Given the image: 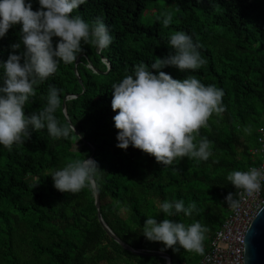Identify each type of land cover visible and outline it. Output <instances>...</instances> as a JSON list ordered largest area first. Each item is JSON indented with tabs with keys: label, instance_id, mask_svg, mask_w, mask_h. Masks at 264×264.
<instances>
[{
	"label": "trees",
	"instance_id": "16d2710c",
	"mask_svg": "<svg viewBox=\"0 0 264 264\" xmlns=\"http://www.w3.org/2000/svg\"><path fill=\"white\" fill-rule=\"evenodd\" d=\"M158 1L175 10L166 27L157 22L160 15L149 24L140 21ZM37 7L32 0V10ZM72 15L89 22L103 20L113 42L99 51L82 45L78 62L61 63L56 73L35 87L25 105V115L39 111L48 86L57 87L61 108L68 95L64 100L68 121L61 109L57 118L73 124L77 133L53 139L40 130L11 151L0 146V264H164L162 258L124 249L106 233L97 219L93 192L85 188L69 194L53 187L47 176L52 170L91 155L103 171L99 210L110 230L134 249L163 251L173 264H198L203 255L163 249L161 243L147 241L139 225L144 216L156 214L157 202L194 201L198 214L170 219L206 225L205 253L230 213L224 197L229 192L235 196L236 190L226 175L255 164L249 149L255 145L256 129L264 127V0H87ZM177 30L200 45L206 63L184 73L174 67L161 71L175 79L191 75L222 88L226 110L221 118L211 116L208 127L200 129V136L212 142L207 161L181 158L163 167L139 149L115 147L111 85L130 74L134 65L167 55L170 49L165 44ZM18 32L19 24L0 38V61L7 58ZM57 39L53 38L54 46ZM248 126L251 134L242 131ZM155 219L159 222L163 213Z\"/></svg>",
	"mask_w": 264,
	"mask_h": 264
},
{
	"label": "clouds",
	"instance_id": "9594fccd",
	"mask_svg": "<svg viewBox=\"0 0 264 264\" xmlns=\"http://www.w3.org/2000/svg\"><path fill=\"white\" fill-rule=\"evenodd\" d=\"M36 3L38 7L33 11L32 0H0V38L19 24L18 40L9 45L7 58L0 61V146L8 151L23 144L32 132L46 130L53 139L74 133L73 124L61 123L57 118V109L63 111L57 87L48 86L39 111L25 115V105L35 95V87L56 73L61 63L71 65L76 61L82 45L104 50L113 42L110 28L103 20L89 22L80 15H72L87 0H36ZM171 19L170 13H161L157 22L166 27ZM54 37L58 38L55 46ZM165 45L170 49L167 55L155 57L150 64L142 61L134 65L130 74L111 85L110 108L115 113L112 121L117 130L115 147L139 149L163 167L173 166L181 158L207 161L212 156V142L200 136V129L208 127L211 116L222 117L226 110L222 102L224 91L191 75L175 79L161 71L174 67L184 73L206 63L198 50L200 45L190 35L177 30ZM242 131L251 134L252 129L248 126ZM102 172L94 159L83 156L47 176L61 193L76 194L85 188L96 193L100 190ZM226 180L236 192L235 196L231 192L226 194L224 203L235 210L240 206L237 197L261 192L264 168L232 170ZM156 207V214L163 213V219L158 222L156 214H149L139 225L140 234L147 241L161 243L163 249L171 248L174 252L183 249L205 254L208 227L198 220L184 223L170 219L180 214L185 218L198 214L196 202L185 204L183 199H165L157 202Z\"/></svg>",
	"mask_w": 264,
	"mask_h": 264
},
{
	"label": "built area",
	"instance_id": "2783aa9c",
	"mask_svg": "<svg viewBox=\"0 0 264 264\" xmlns=\"http://www.w3.org/2000/svg\"><path fill=\"white\" fill-rule=\"evenodd\" d=\"M255 164L249 167L264 168V127L256 129L255 145L249 149ZM247 168L245 170H247ZM238 209L230 211L215 230L208 250L198 264H244V236L255 215L264 205V187L252 196L243 195Z\"/></svg>",
	"mask_w": 264,
	"mask_h": 264
},
{
	"label": "water",
	"instance_id": "95a60500",
	"mask_svg": "<svg viewBox=\"0 0 264 264\" xmlns=\"http://www.w3.org/2000/svg\"><path fill=\"white\" fill-rule=\"evenodd\" d=\"M77 62L78 61H76V63ZM67 97L68 95H65L62 101V110H63L64 116L66 117L68 121L67 114L65 111V104H64V100ZM74 132L77 133L75 128H74ZM89 158L92 159V155ZM93 196H94V204L97 210V219L99 223L101 224L102 228L106 231V233L114 241H116L124 249L134 254L143 255V256H156V257L162 258L164 260V264H173L171 257L167 253L163 251H146V250H141V249H134L130 247L128 244H126L117 235H115L102 219V216L99 210V191L96 193H93ZM244 245H245L244 264H264V205L255 215V217L252 219L245 233V236H244Z\"/></svg>",
	"mask_w": 264,
	"mask_h": 264
},
{
	"label": "rangeland",
	"instance_id": "374dc122",
	"mask_svg": "<svg viewBox=\"0 0 264 264\" xmlns=\"http://www.w3.org/2000/svg\"><path fill=\"white\" fill-rule=\"evenodd\" d=\"M156 7L155 8H149L148 10H146L143 15L140 17V21L142 23L145 24H149L150 22H152V18L160 15L161 13H170L173 14L174 13V9H173V5L172 4H167L164 3V1H158L155 3ZM77 144V142H73L72 146L75 147Z\"/></svg>",
	"mask_w": 264,
	"mask_h": 264
}]
</instances>
